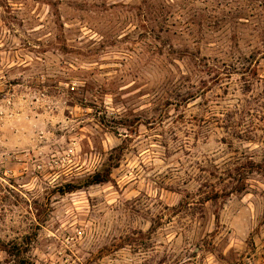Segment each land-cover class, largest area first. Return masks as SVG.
I'll list each match as a JSON object with an SVG mask.
<instances>
[{"label":"clouds","instance_id":"obj_1","mask_svg":"<svg viewBox=\"0 0 264 264\" xmlns=\"http://www.w3.org/2000/svg\"><path fill=\"white\" fill-rule=\"evenodd\" d=\"M0 0V264H264V0Z\"/></svg>","mask_w":264,"mask_h":264},{"label":"rangeland","instance_id":"obj_2","mask_svg":"<svg viewBox=\"0 0 264 264\" xmlns=\"http://www.w3.org/2000/svg\"><path fill=\"white\" fill-rule=\"evenodd\" d=\"M151 12L153 19L158 23L163 13V4L161 3V0H156V2L151 7Z\"/></svg>","mask_w":264,"mask_h":264}]
</instances>
